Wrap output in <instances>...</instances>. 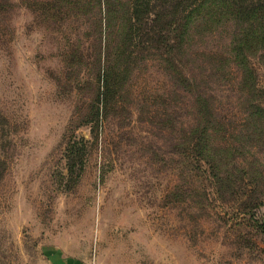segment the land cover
I'll return each instance as SVG.
<instances>
[{"label": "rangeland", "instance_id": "1", "mask_svg": "<svg viewBox=\"0 0 264 264\" xmlns=\"http://www.w3.org/2000/svg\"><path fill=\"white\" fill-rule=\"evenodd\" d=\"M133 1L0 0V264H264V128L237 75L214 70L238 28L194 30L183 53L173 33L171 48L129 47ZM180 70L229 121L190 166Z\"/></svg>", "mask_w": 264, "mask_h": 264}, {"label": "trees", "instance_id": "2", "mask_svg": "<svg viewBox=\"0 0 264 264\" xmlns=\"http://www.w3.org/2000/svg\"><path fill=\"white\" fill-rule=\"evenodd\" d=\"M152 1L134 0L130 5V13L126 16L123 27V37L127 39L128 46L138 44L147 46L148 49L153 43L165 44L171 48L173 42L169 36L173 33L179 50L183 53L191 43L194 30L203 26L216 30L231 23L236 25L238 32L230 41L229 48L216 58L215 75H237V90L241 97L244 96L241 103H251L247 108V112L251 114V123L256 128H264V106L259 101L264 91L258 84L257 69L253 62L256 60L264 69V0H175V3H171V0ZM157 2H160V6L156 5ZM157 7L160 8L157 10ZM110 53L107 43L103 50L100 43L99 55L104 59L103 87L106 86V89L109 87L110 69L113 68ZM129 59L127 57L125 60L127 66ZM179 81L182 91L192 94L194 99L192 122L183 123L180 132L184 163L190 166L193 158L199 157L198 160L206 161L209 148L215 143L213 136L224 132L229 121L221 117L213 96L200 88L195 78H190L184 70H180ZM101 96H104L103 93ZM94 121L97 123V120ZM85 148L86 142L83 139H69L68 168H75L79 159L76 158V153Z\"/></svg>", "mask_w": 264, "mask_h": 264}, {"label": "crops", "instance_id": "3", "mask_svg": "<svg viewBox=\"0 0 264 264\" xmlns=\"http://www.w3.org/2000/svg\"><path fill=\"white\" fill-rule=\"evenodd\" d=\"M50 264V263H48ZM53 264H85L84 262H80L76 259H72L70 257H63V258H60L59 260L57 261H53Z\"/></svg>", "mask_w": 264, "mask_h": 264}]
</instances>
